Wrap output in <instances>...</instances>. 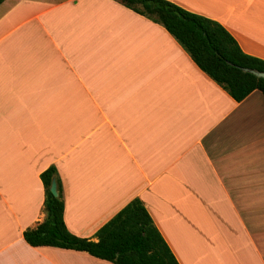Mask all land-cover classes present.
<instances>
[{
    "label": "crops",
    "instance_id": "crops-1",
    "mask_svg": "<svg viewBox=\"0 0 264 264\" xmlns=\"http://www.w3.org/2000/svg\"><path fill=\"white\" fill-rule=\"evenodd\" d=\"M264 59V0H171ZM80 237L140 198L180 264H264V95L235 100L117 0L0 4V264H115L33 246L41 173Z\"/></svg>",
    "mask_w": 264,
    "mask_h": 264
},
{
    "label": "trees",
    "instance_id": "trees-1",
    "mask_svg": "<svg viewBox=\"0 0 264 264\" xmlns=\"http://www.w3.org/2000/svg\"><path fill=\"white\" fill-rule=\"evenodd\" d=\"M4 0H0V4ZM164 26L195 63L235 100L252 91L264 95V78L243 68L264 71V59L247 54L220 22L190 11L171 0H117ZM45 218L24 232L33 246L86 251L115 264H180L140 198L132 199L96 233L97 240L72 233L65 222L62 177L55 165L41 173ZM56 180L58 195L51 191Z\"/></svg>",
    "mask_w": 264,
    "mask_h": 264
},
{
    "label": "water",
    "instance_id": "water-1",
    "mask_svg": "<svg viewBox=\"0 0 264 264\" xmlns=\"http://www.w3.org/2000/svg\"><path fill=\"white\" fill-rule=\"evenodd\" d=\"M243 70L246 71V72H250V73L254 74L257 77L264 78V71H259V70L248 68V67L243 68ZM51 191L53 192L54 195H58V187H57L56 180H54L53 183H52Z\"/></svg>",
    "mask_w": 264,
    "mask_h": 264
}]
</instances>
